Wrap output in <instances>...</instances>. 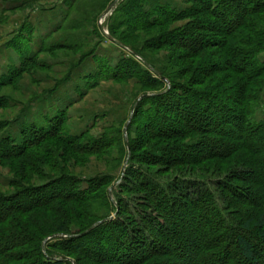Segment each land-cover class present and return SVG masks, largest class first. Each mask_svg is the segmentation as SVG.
Instances as JSON below:
<instances>
[{
    "label": "trees",
    "instance_id": "16d2710c",
    "mask_svg": "<svg viewBox=\"0 0 264 264\" xmlns=\"http://www.w3.org/2000/svg\"><path fill=\"white\" fill-rule=\"evenodd\" d=\"M181 2L65 0L62 43L30 56L28 22L11 40L20 67L0 91L44 70L39 53L71 54L66 82L106 38L97 21L116 3L108 35L129 57L98 77L135 80L133 105L143 98L126 138L122 122L71 135L65 110L22 127L19 143L0 138V264H264V0ZM9 101L0 95V109ZM91 158L109 170L84 179L76 169Z\"/></svg>",
    "mask_w": 264,
    "mask_h": 264
},
{
    "label": "rangeland",
    "instance_id": "374dc122",
    "mask_svg": "<svg viewBox=\"0 0 264 264\" xmlns=\"http://www.w3.org/2000/svg\"><path fill=\"white\" fill-rule=\"evenodd\" d=\"M181 1L163 0L165 3H178L182 7ZM24 2H32V6L24 5V9H12ZM64 3L65 0H0V9L3 11L0 15V80L7 78L10 71L20 67L19 57L9 43L18 35L25 22L30 23L35 30L31 38L30 56L36 55L42 45L62 43L66 40L65 30L55 32L66 10ZM81 5L86 6L87 10L91 9L87 7L86 2L81 1ZM109 16L103 19L102 13L97 21L98 24L101 23L103 32L106 33H108ZM146 33L149 35L153 31ZM56 53L55 56L39 53L37 61L46 67L44 70H37L34 74H24L18 80L15 89L5 87L0 91V95L10 97L7 107L0 109V126L2 124L6 126L5 130L0 132V138L9 135L19 143L22 127L46 126L47 120L52 119L60 110L66 111V127L71 135L90 131V135L97 137L102 135L106 128L118 122H122L125 127L132 117L131 111L137 98L135 94L139 95L142 91L141 88L133 85L135 80L123 84L104 79L103 74L98 77V73H101L106 66L113 68L122 57H129L126 51L107 38H101L95 54L87 58L72 73L69 80L63 83L71 54L65 51ZM152 53L157 57L163 51H152ZM263 115L264 107L258 110L257 120ZM107 168L104 161L91 158L87 166L76 169V172L87 179L106 173ZM112 175L119 177L122 175L121 169L115 170ZM8 183V170L0 167V189L7 191Z\"/></svg>",
    "mask_w": 264,
    "mask_h": 264
},
{
    "label": "water",
    "instance_id": "95a60500",
    "mask_svg": "<svg viewBox=\"0 0 264 264\" xmlns=\"http://www.w3.org/2000/svg\"><path fill=\"white\" fill-rule=\"evenodd\" d=\"M115 7H116V3H114L112 6H110L109 8H107L106 11H105L104 14H103V18H106L107 16H109V15L111 14L112 10H113ZM99 26L101 27V23H99ZM103 34L106 36V38H107L110 42L114 43V39L111 38V37L108 35V33L103 32ZM155 74L158 75L157 73H155ZM148 96H149V95H146V96H144V97H148ZM142 98H143V97L139 98V99L137 100L136 104L134 105V107L132 108L131 116H132V114H133V110H134V108L136 107V105L138 104V102H139ZM131 118H132V117H130L129 121L127 122V124H126L125 127H124V136H125V138H126L127 129H128L129 123H130V121H131ZM127 147H128V149H129L128 143H127ZM126 166H127V161L125 162V164H124V166H123L122 175H121V179H120V180H122V177H123V175H124V170H125ZM119 182H120V181H119ZM119 182H118V183H119ZM118 183H117V184H118ZM117 184H116V185H117ZM114 187H115V186H113V187L109 190V194L112 192V190H113ZM94 227H95V226H93V227H91L90 229H88L84 234H86V233L92 231V230L94 229Z\"/></svg>",
    "mask_w": 264,
    "mask_h": 264
},
{
    "label": "crops",
    "instance_id": "0c3cea01",
    "mask_svg": "<svg viewBox=\"0 0 264 264\" xmlns=\"http://www.w3.org/2000/svg\"><path fill=\"white\" fill-rule=\"evenodd\" d=\"M55 13V12H54ZM49 16H51V15H49ZM55 16H53V18H54ZM49 32V31H48ZM48 34H50V33H48ZM47 37H49L48 35H47Z\"/></svg>",
    "mask_w": 264,
    "mask_h": 264
},
{
    "label": "built area",
    "instance_id": "2783aa9c",
    "mask_svg": "<svg viewBox=\"0 0 264 264\" xmlns=\"http://www.w3.org/2000/svg\"><path fill=\"white\" fill-rule=\"evenodd\" d=\"M103 19H105V18H103Z\"/></svg>",
    "mask_w": 264,
    "mask_h": 264
}]
</instances>
